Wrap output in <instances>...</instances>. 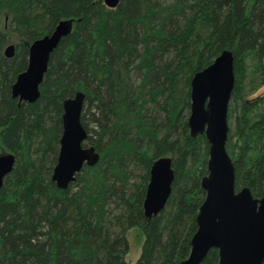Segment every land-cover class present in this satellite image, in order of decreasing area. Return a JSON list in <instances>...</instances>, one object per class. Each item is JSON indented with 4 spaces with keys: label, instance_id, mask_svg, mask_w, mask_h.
<instances>
[{
    "label": "trees",
    "instance_id": "obj_1",
    "mask_svg": "<svg viewBox=\"0 0 264 264\" xmlns=\"http://www.w3.org/2000/svg\"><path fill=\"white\" fill-rule=\"evenodd\" d=\"M0 141L15 154L0 186V264H127L126 230L144 240L134 264H179L205 192L208 143L191 136L190 79L223 50L233 54L225 149L236 190L264 187V0H0ZM61 19L71 31L49 56L34 102L11 95L28 44ZM21 41L6 57L8 34ZM85 94L81 123L98 161L67 188L51 180L62 101ZM232 124V125H231ZM171 158L164 208L143 214L153 160ZM210 249L200 264H217ZM264 264V261L262 262Z\"/></svg>",
    "mask_w": 264,
    "mask_h": 264
},
{
    "label": "water",
    "instance_id": "obj_2",
    "mask_svg": "<svg viewBox=\"0 0 264 264\" xmlns=\"http://www.w3.org/2000/svg\"><path fill=\"white\" fill-rule=\"evenodd\" d=\"M110 8L118 0H103ZM72 19H61L47 34L28 44L27 65L11 85L12 97L34 102L47 70L49 56L72 28ZM15 45L8 44L3 54L11 57ZM233 54L223 49L210 64L194 72L190 79V111L187 118L191 136L203 134L208 143L207 173L200 179L205 192L195 216L187 257L179 264H200L215 248L217 264H262L264 261V187L255 197L248 187L234 186V166L225 149L227 109L234 86ZM85 94L76 91L62 101L61 134L51 180L65 189L84 166L94 165L99 153L84 146L87 136L80 117ZM15 154L0 152V186L14 165ZM174 178L169 156L153 160L142 202L145 217L157 215L165 206Z\"/></svg>",
    "mask_w": 264,
    "mask_h": 264
},
{
    "label": "rangeland",
    "instance_id": "obj_3",
    "mask_svg": "<svg viewBox=\"0 0 264 264\" xmlns=\"http://www.w3.org/2000/svg\"><path fill=\"white\" fill-rule=\"evenodd\" d=\"M7 23H8L7 17L2 16L0 21L1 26L6 28ZM19 41H21V39L16 34H12V33L8 34V41L3 47V52L8 44L12 43L15 45ZM262 94H264V83L247 95L248 97H255ZM0 152H5V150L1 145V141H0ZM126 239L128 242V249L124 255V260L126 261L127 264H134L140 255L141 245L144 240V234L139 227L132 226L127 228L126 230Z\"/></svg>",
    "mask_w": 264,
    "mask_h": 264
}]
</instances>
